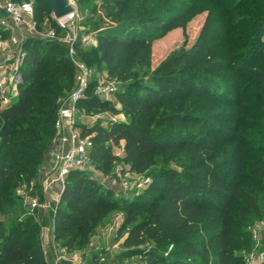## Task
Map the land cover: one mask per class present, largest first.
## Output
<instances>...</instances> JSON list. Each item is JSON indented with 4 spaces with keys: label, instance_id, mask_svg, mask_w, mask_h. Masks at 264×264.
<instances>
[{
    "label": "trees",
    "instance_id": "1",
    "mask_svg": "<svg viewBox=\"0 0 264 264\" xmlns=\"http://www.w3.org/2000/svg\"><path fill=\"white\" fill-rule=\"evenodd\" d=\"M216 1L222 11L219 23L228 45L226 53L231 60L251 65L249 70L238 67L232 73L237 81L229 89L233 98L225 96L224 84L215 83L220 88L214 91L204 82L169 72L174 64L168 60L147 80L139 77L146 75L143 66H149L144 28L159 21L169 29L191 15L197 4L175 0L166 13L154 11L136 21L120 19L106 32L97 33V45L90 48L100 51L107 75L130 79L116 94L129 107L131 121L112 122L103 131L104 139L122 143L125 157L137 173L147 170L156 153H182L185 158L181 171L167 174L164 195L135 201L126 210L127 218L139 209L148 212L123 241L130 246L152 238L156 245L146 253L148 264H244L255 225L264 221V0ZM239 9L242 14L229 16ZM50 10L49 0H35L39 28ZM241 25L248 32L239 33ZM74 46L76 55L88 65L90 50L84 49L80 39ZM23 48L26 54L18 94L9 104L0 105V264H46L41 224L29 212L27 201L42 196L38 179L45 153L56 137L57 99L74 74L67 47L60 41L27 38ZM184 58L179 55L170 61ZM223 66L221 60L211 65L215 72ZM95 83L91 78L86 97L78 104L116 111L93 93ZM134 87L145 89V94L139 92L138 97ZM212 99L215 104H208ZM225 104L229 109L219 112ZM161 105L170 106L165 114H156ZM163 123L179 128L168 130L160 127ZM168 131L169 137L163 138ZM92 140L89 158L107 173L116 156L105 152L96 136ZM157 185L152 181L146 192ZM109 195L110 190L87 172L71 170L53 208L55 240L67 251L85 243L90 231L119 207ZM166 242H172L173 250L165 254L159 249ZM260 244L258 251L264 252V237Z\"/></svg>",
    "mask_w": 264,
    "mask_h": 264
},
{
    "label": "rangeland",
    "instance_id": "2",
    "mask_svg": "<svg viewBox=\"0 0 264 264\" xmlns=\"http://www.w3.org/2000/svg\"><path fill=\"white\" fill-rule=\"evenodd\" d=\"M78 0L76 2V19L68 25L67 28L56 26L51 15H45L40 23L41 30H47L52 27L57 32L59 41L68 45V39L75 36V41L79 40L83 33H90L96 36L97 33L106 32L109 26H113L120 19L139 20V16L149 14L154 11L166 13L169 6L175 0ZM181 3L197 4V9L189 15L181 23L169 28L164 29L162 23L156 21L150 27L144 28L143 36L148 40L149 46V66H143L146 75L140 74L143 80L150 78L151 72L158 67V65L168 60L174 66L171 73H176L182 76L191 77L198 82L210 86L208 88L215 91V83L220 86H225V96L233 98L235 95L229 89L236 84L233 80L232 73L238 67L242 71L249 70L251 65H245L239 59L231 60L230 55L226 53L228 45L224 43L223 38L224 28L219 23L222 11L218 8L216 0H176ZM242 14L241 9L235 12H230L229 16H239ZM160 18V17H159ZM163 18V17H161ZM230 18V17H229ZM137 30L138 28L134 25ZM239 33L248 32L241 25L238 29ZM9 34L5 33L0 36L3 41ZM240 44V41H238ZM242 43V41H241ZM84 49L90 50L91 47L97 45L93 43H82ZM65 49L61 50L64 53ZM6 51L0 47V59L4 58ZM179 55L185 56L184 59L179 61H170ZM79 59V55H76ZM10 60L16 58V54L9 57ZM137 58L142 61L140 57ZM88 60V61H87ZM86 65L90 71L91 78L100 80H115L118 92L125 89L130 79L125 81L118 80L114 76L107 75L104 62L100 59V51H89ZM223 61V68L219 71H213L211 65H215V61ZM139 61V62H141ZM74 75V74H73ZM149 76V77H148ZM149 84L153 82L147 81ZM39 86H45L40 83ZM74 86V79L70 86L63 89L59 94L57 102L59 105L65 102L68 93ZM220 88L217 87L216 90ZM132 90L140 94H145V89L132 88ZM140 92V94H139ZM135 95V94H134ZM133 95V96H134ZM135 100V97L134 99ZM111 106L117 110L112 111L110 108H93L85 104H77V125L84 133L96 136L98 144H102L103 149L107 153L115 154L116 159L113 161L110 170L107 173L101 172L96 168V161L89 158L87 163L79 170L87 172L95 178L97 183L102 188H108L110 195L108 198L117 203V208L112 210L109 215L103 219L96 227H94L88 234L87 241L78 244L73 250L66 251L65 258L62 264H90L95 262L97 258L103 257L104 264H148L150 260L146 253L155 249V241L152 238H146L141 243L136 245L125 246L123 244L124 238L132 226L140 219L148 215L147 210L139 209L130 218H127L126 210L130 208L135 201L146 200L149 201L151 196L159 194L164 195L167 191V174L173 171H181L182 163L185 158L182 153L171 155L169 152L156 153L149 163L147 170L143 173H137L130 167L128 160L125 157L122 143L120 145L114 144L109 139H104L103 131L105 132L112 122H126L131 121L132 113H129V107L125 101L117 98V94L112 96L111 101H107ZM212 102V103H210ZM208 104H215V99L207 102ZM170 105L160 106L156 109V114H165ZM229 109L228 105H222L219 112ZM198 111V110H197ZM216 120V118L214 117ZM160 127L167 128L168 130L178 129L171 124H161ZM168 133L163 135V138L169 137ZM154 177V179H153ZM38 184L42 196H34L36 200L42 202L44 195L42 186L46 192L50 186L44 182L41 184L40 178ZM152 181L158 182L157 188L151 193L146 192L149 184ZM57 191H59L57 189ZM52 197L56 196L55 192ZM43 217L45 224H51L48 218V212L45 209L38 210ZM53 210H50L52 215ZM33 214V212H32ZM258 224V223H257ZM257 224L255 226H257ZM256 235L258 240L253 241L250 252L259 254L260 242L264 237V228L257 227ZM162 241H160L161 243ZM172 242H166L160 251L171 252L173 250ZM60 244L58 243V246ZM65 248V247H64ZM66 249V248H65ZM243 251H237L241 253ZM246 254V253H245ZM51 264V262H50Z\"/></svg>",
    "mask_w": 264,
    "mask_h": 264
},
{
    "label": "built area",
    "instance_id": "3",
    "mask_svg": "<svg viewBox=\"0 0 264 264\" xmlns=\"http://www.w3.org/2000/svg\"><path fill=\"white\" fill-rule=\"evenodd\" d=\"M71 6V11L54 17L50 10V15L57 26L67 28L70 23L76 19V0H66ZM35 0H0V36L9 34L3 41L0 40V47L6 51L4 58L0 59V105H7L13 101L23 81L21 65L25 57L23 43L27 38H40L45 40H58L57 32L50 27L47 30H41L37 26L34 16ZM1 32H4L3 34ZM1 39V38H0ZM96 37L90 33H83L80 37L81 43H96ZM75 36L68 39L67 55L74 68V86L68 93L65 102L61 103L57 109L54 127L56 129L58 149L51 158V168L44 172V181L46 185H56L61 193L68 173L73 169H79L89 160L90 149L93 145L92 136L84 133L77 125V104L86 97L87 89L91 81V75L88 67L76 57ZM16 58L10 60V56ZM118 88L115 80L96 81L93 93L104 101H111L112 96ZM44 192L46 191L45 188ZM27 207L29 212L34 209L52 208L48 200L39 202L36 197L28 198ZM257 227L264 228V221L258 222ZM256 230L252 234V239L258 240ZM54 238V231H53ZM104 258L99 257L90 264H104ZM264 261V252L255 254L248 252L244 256V264H261Z\"/></svg>",
    "mask_w": 264,
    "mask_h": 264
},
{
    "label": "crops",
    "instance_id": "4",
    "mask_svg": "<svg viewBox=\"0 0 264 264\" xmlns=\"http://www.w3.org/2000/svg\"><path fill=\"white\" fill-rule=\"evenodd\" d=\"M59 146L58 140H57V135L55 137V140L53 143L50 145L49 149L45 153L44 160H43V165L41 168V171L39 173V178L42 181H44V172H47L51 168V158L54 152L57 151ZM42 184V183H41ZM44 195V200H48L52 204V208H41L38 207L34 209V216L36 220H38L41 224V229H40V236H41V247L43 251V257L46 262V264H62V261L65 258L66 254V249L62 247L61 245L58 246V243L55 238H53V231H54V219L53 215H50V210H53L55 204L57 203L59 196H60V191H57V186L52 185L50 189L46 192H44L43 186L41 187ZM55 192L56 196L53 198L52 195ZM39 209H45L48 212V218L51 222L49 223V226L45 224V221L43 217H40L41 213L38 211ZM68 253H70L68 251Z\"/></svg>",
    "mask_w": 264,
    "mask_h": 264
},
{
    "label": "water",
    "instance_id": "5",
    "mask_svg": "<svg viewBox=\"0 0 264 264\" xmlns=\"http://www.w3.org/2000/svg\"><path fill=\"white\" fill-rule=\"evenodd\" d=\"M49 5L54 17H59L71 11V6L66 0H49ZM63 189L61 190V192Z\"/></svg>",
    "mask_w": 264,
    "mask_h": 264
}]
</instances>
